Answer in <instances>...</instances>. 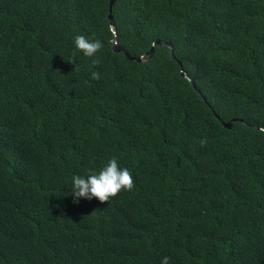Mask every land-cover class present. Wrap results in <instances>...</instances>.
Wrapping results in <instances>:
<instances>
[{"label": "trees", "instance_id": "trees-1", "mask_svg": "<svg viewBox=\"0 0 264 264\" xmlns=\"http://www.w3.org/2000/svg\"><path fill=\"white\" fill-rule=\"evenodd\" d=\"M111 1L0 0V264H264V0Z\"/></svg>", "mask_w": 264, "mask_h": 264}, {"label": "clouds", "instance_id": "clouds-1", "mask_svg": "<svg viewBox=\"0 0 264 264\" xmlns=\"http://www.w3.org/2000/svg\"><path fill=\"white\" fill-rule=\"evenodd\" d=\"M73 45L85 57H95L103 47L100 39L84 35H76L73 38ZM92 76L98 78L95 72ZM71 185L74 201L78 202L80 198L88 200L98 198L103 202L115 197L121 191H130L133 187V176L127 168L118 163L116 158H110L98 172L73 175ZM160 264H170V257H162Z\"/></svg>", "mask_w": 264, "mask_h": 264}, {"label": "water", "instance_id": "water-1", "mask_svg": "<svg viewBox=\"0 0 264 264\" xmlns=\"http://www.w3.org/2000/svg\"><path fill=\"white\" fill-rule=\"evenodd\" d=\"M114 1H115V0H112L111 3H110L109 22H110L111 28H112V30H113V32H114V36H115V37H114V50H115L116 52H121L122 50H121V48L117 45L116 32L114 31V26H115V25H114L113 16H112V7H113V4H114ZM158 45H160V42H159V41L154 42L152 49H151L149 52H147V53L145 54V56H143V57H141V58H138V59H137V62H140V63L143 62L145 57L150 58V57L152 56L153 52H154V48L157 47ZM170 51L172 52V47H170ZM126 57H127L129 60H133V58L130 57L128 54H126ZM179 65H180V68H181V63H179ZM181 75H182L183 78L187 79L189 82H191V83L193 84V81H191V79L189 78L188 74H187L186 72H184L182 69H181ZM222 124H223V126H224L226 129H231V128H232V122L222 123Z\"/></svg>", "mask_w": 264, "mask_h": 264}]
</instances>
